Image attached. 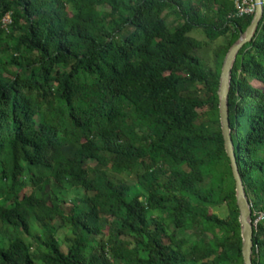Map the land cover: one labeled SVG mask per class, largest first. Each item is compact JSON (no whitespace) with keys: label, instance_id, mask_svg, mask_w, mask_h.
I'll use <instances>...</instances> for the list:
<instances>
[{"label":"trees","instance_id":"1","mask_svg":"<svg viewBox=\"0 0 264 264\" xmlns=\"http://www.w3.org/2000/svg\"><path fill=\"white\" fill-rule=\"evenodd\" d=\"M235 1L0 0V264H244L218 95L254 18ZM195 30L224 38L214 68ZM229 112L264 212V15ZM253 242L264 264V221Z\"/></svg>","mask_w":264,"mask_h":264},{"label":"water","instance_id":"2","mask_svg":"<svg viewBox=\"0 0 264 264\" xmlns=\"http://www.w3.org/2000/svg\"><path fill=\"white\" fill-rule=\"evenodd\" d=\"M257 10L254 14L253 21L248 29L241 35L239 40L235 42L224 62V66L221 73L220 88H219V109L221 128L225 141L226 155L231 161V167L233 176L236 182V199L237 206L240 212V225H241V236L243 241V258L244 264H253V246H254V226L252 222V205L248 198L247 191L241 177L239 167L237 165L236 156L233 150L232 131L230 124V112H229V94L232 83V70L237 58L239 51L245 46L246 43L250 42L258 29L260 20L264 15V0H256Z\"/></svg>","mask_w":264,"mask_h":264},{"label":"built area","instance_id":"3","mask_svg":"<svg viewBox=\"0 0 264 264\" xmlns=\"http://www.w3.org/2000/svg\"><path fill=\"white\" fill-rule=\"evenodd\" d=\"M235 2L237 7V15L240 17L246 14H255L257 10L256 0H236ZM13 23H14L13 13L10 12L4 17L2 24L5 27V29H8V27ZM252 215H253L252 222L254 229H257L258 224L264 221V212L254 211Z\"/></svg>","mask_w":264,"mask_h":264},{"label":"rangeland","instance_id":"4","mask_svg":"<svg viewBox=\"0 0 264 264\" xmlns=\"http://www.w3.org/2000/svg\"><path fill=\"white\" fill-rule=\"evenodd\" d=\"M104 10H107L106 7L103 8ZM169 22L171 23L172 20H169ZM191 36L199 39L200 41H203L205 43L206 49H205V58H202V61L204 63H207L208 66H211L214 68V62L212 63L213 57H214V52L216 51V49L218 48L219 45H223L224 43V38H221L220 40H218L215 43H211L208 42L207 43V39L204 36V32L202 30H195L191 33ZM204 51V50H203ZM214 214H217L220 217H224L226 216V211L224 209H217V210H213L212 211ZM50 215L53 217V214L50 213ZM67 234V231H61V238L63 239L65 237V235Z\"/></svg>","mask_w":264,"mask_h":264}]
</instances>
